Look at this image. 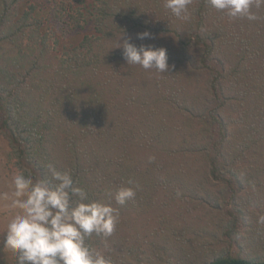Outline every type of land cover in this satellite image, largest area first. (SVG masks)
Masks as SVG:
<instances>
[{
    "label": "trees",
    "instance_id": "1",
    "mask_svg": "<svg viewBox=\"0 0 264 264\" xmlns=\"http://www.w3.org/2000/svg\"><path fill=\"white\" fill-rule=\"evenodd\" d=\"M190 9L193 22L182 23L161 0H0L8 161L40 178L49 163L69 169L90 200L139 185L134 201L113 202V264H178L183 203L197 202L211 217L201 229L222 230L234 246L241 191L264 190V8L256 22L229 20L205 0ZM144 31L151 38L137 39ZM121 32L166 49L167 73L127 65L110 49ZM88 242L103 250L99 237ZM221 251L195 264H264Z\"/></svg>",
    "mask_w": 264,
    "mask_h": 264
},
{
    "label": "clouds",
    "instance_id": "2",
    "mask_svg": "<svg viewBox=\"0 0 264 264\" xmlns=\"http://www.w3.org/2000/svg\"><path fill=\"white\" fill-rule=\"evenodd\" d=\"M162 7L177 21L192 23L190 6L193 0H161ZM213 10L229 20L261 19L258 10L264 0H205ZM255 9V10H254ZM115 39L113 48H121L127 65L139 66L156 73H167V51L140 45L129 39ZM151 38V33H137V39ZM109 49V50H110ZM154 156L148 157L152 163ZM45 178L34 176L29 170L15 168L7 182V190H0V213L8 218L2 234V249L15 258V264H113L106 253L108 238L119 223L121 207L134 201L139 185L129 179L128 185L105 189L104 200H90L84 187L73 180L71 170H58L53 164L46 166ZM264 224V215L257 216ZM99 237L103 250L88 241Z\"/></svg>",
    "mask_w": 264,
    "mask_h": 264
},
{
    "label": "rangeland",
    "instance_id": "3",
    "mask_svg": "<svg viewBox=\"0 0 264 264\" xmlns=\"http://www.w3.org/2000/svg\"><path fill=\"white\" fill-rule=\"evenodd\" d=\"M8 153L9 146L7 141L0 138V190H7V182L11 173L15 170L13 163L8 161ZM228 205L227 209L232 210L233 207L230 204ZM237 208L242 210L244 219L238 231V237L234 241V246H230L226 243L228 241L223 238L222 230L220 232L219 230L206 231L201 229L206 226L211 217L208 220L201 218L203 211L197 202L183 203L179 206L180 228L178 227V231L182 233L180 250L182 249L184 254L179 253L177 259H173V261L178 264H195L196 256L200 255L208 256L209 261L212 258L211 251L217 254L221 250H230L246 259H261L264 255V237L261 240L258 235L259 233L263 235L264 224L257 223V216L264 215V190L243 189L237 201ZM220 219L224 218L221 216ZM220 219L218 220L219 225ZM7 220L8 218L0 213V240H2ZM230 220L232 218L225 217L224 224L228 225ZM154 225L155 223L153 222ZM10 259L11 252L7 249H2V244H0V264H5V260L9 262Z\"/></svg>",
    "mask_w": 264,
    "mask_h": 264
}]
</instances>
